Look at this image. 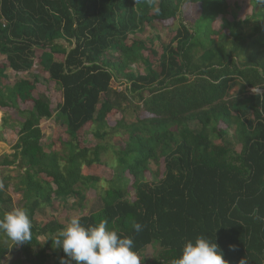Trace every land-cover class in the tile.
I'll use <instances>...</instances> for the list:
<instances>
[{
	"label": "trees",
	"instance_id": "obj_1",
	"mask_svg": "<svg viewBox=\"0 0 264 264\" xmlns=\"http://www.w3.org/2000/svg\"><path fill=\"white\" fill-rule=\"evenodd\" d=\"M253 3L241 19L240 6L229 0H0L6 59L0 63V142L6 129L17 135L12 152L0 155V169L18 167L13 189L33 223L30 241L0 242V264H61L65 254L54 241L64 225L53 217L38 223L36 214L99 180L82 167L101 164L107 147L82 144V130L103 139L106 128L115 133L119 127L127 140L116 151V179L129 184L133 197L125 185L110 186L98 209L79 216L82 224L106 219L133 238L139 253L157 242L158 256L149 264H173L185 241L198 235L214 239L229 264L242 258L264 264V9ZM152 21H177L159 54L150 41L129 39ZM138 63L145 72L131 68ZM34 66L60 91L54 109L38 91L42 77L31 73ZM234 82L240 90L230 95ZM134 98L144 116L111 126L108 118ZM52 116L68 137L44 145L40 121ZM151 161H162L160 178L157 172L146 178ZM2 176L0 215L14 207ZM134 221L141 232L133 230ZM14 250L19 256L9 262Z\"/></svg>",
	"mask_w": 264,
	"mask_h": 264
},
{
	"label": "rangeland",
	"instance_id": "obj_2",
	"mask_svg": "<svg viewBox=\"0 0 264 264\" xmlns=\"http://www.w3.org/2000/svg\"><path fill=\"white\" fill-rule=\"evenodd\" d=\"M229 4L239 5L240 9H235L237 14V18H244L245 15L251 12V7L249 4V0H229ZM197 7V6H196ZM193 9L194 11L196 10ZM184 9H189L191 11V7L188 4L185 5ZM194 16V13H193ZM189 19V13L187 10L185 11V20ZM220 23V19L216 20L215 27L218 26ZM177 27V21H174L172 24L168 26H163L155 21L152 23L144 26L141 32H137L136 34H131L129 39H142L145 41H150L154 47V49L158 52H161V47L166 44L170 38L174 35L175 29ZM246 27V26H244ZM146 53V52H144ZM36 54L39 55L40 51L36 50ZM57 59H61V56H55ZM153 60V58L151 57ZM155 60V59H154ZM0 63H6V59L4 55L0 54ZM155 63V62H154ZM155 65V64H154ZM131 68L138 73L145 72L144 65L142 63L132 64ZM7 73L9 74V81L10 83L13 82L15 76L10 68H7ZM31 73H37L42 77V84L38 86V91L40 93L46 94L51 100V108L54 109L56 105L61 101L60 91L54 83H49L43 80L47 76V73H43L40 66H34L31 69ZM21 75V74H20ZM112 86L118 90L122 89L123 85L119 84L118 82H113ZM240 90V83L234 82L231 84L229 88V94H238ZM36 91V92H38ZM139 103L137 98L132 100V103L128 104L124 102V106L122 112H116L112 116L108 118V122L111 126L114 125L116 120H121L123 118L125 123H132L135 122L137 116H140L142 112L137 110L136 105ZM12 111V110H10ZM141 116H144L141 115ZM189 126L191 128H198L199 125L194 122H189ZM235 126L229 131L228 137H231ZM40 128L43 132L42 143L46 145L47 143L52 141V139L56 138L57 136H61L63 138H67L68 136L62 131L63 125L56 121L54 117H50L48 119H42L40 121ZM10 130L8 134V141L12 142L16 138V129H7ZM109 132L103 139H98L94 137L91 131L83 129L79 134V141L87 146H92L96 143H104L107 147V150L101 156V160L103 161L101 164H92L90 167L83 166L82 173L85 175H94L98 177V181L95 183V187L91 186L89 189H85L82 192V195L70 196L67 197L65 200L62 201H53L54 207L50 205L45 206L43 208L42 213L36 214V220L38 223H42L45 220L51 219V217L56 218L61 224L65 225L67 220L73 215H82L86 214L89 211L96 210L101 205L100 195L108 189L110 186H126V189L129 191L128 197L132 198L134 191L129 186V184L125 183L124 179H116V175L119 174L118 164H117V152L120 151L124 147V142L127 140V133L124 131V128L119 127L115 133H111L109 128H106ZM236 151L240 150V144L234 146ZM117 151V152H116ZM150 172H145L146 178L148 180H152L153 172H157L156 176L158 178L161 177L162 172L164 171L163 163L160 161L158 164L151 161L149 163ZM1 174L3 175L4 181L9 184L8 191L10 192L11 196L13 197V204L15 206L19 205V199L21 197V193L15 192L13 189L14 183L17 181L15 176L17 175L18 167L11 166L9 168H2ZM118 170V171H117ZM122 177L131 178L130 175L125 172ZM129 183V182H128ZM91 185V184H90ZM40 242H43V237H39ZM0 242L10 243L12 242L9 240L3 233H0ZM157 242H152L148 245L145 249H143L139 254L143 258L142 264H149L151 260L158 256L159 246L156 244ZM158 248V249H157ZM49 251V250H48ZM19 256L17 250H14L8 254V261L12 262ZM8 264V262H7ZM23 264H27L23 262Z\"/></svg>",
	"mask_w": 264,
	"mask_h": 264
},
{
	"label": "clouds",
	"instance_id": "obj_3",
	"mask_svg": "<svg viewBox=\"0 0 264 264\" xmlns=\"http://www.w3.org/2000/svg\"><path fill=\"white\" fill-rule=\"evenodd\" d=\"M254 8L264 9V0H254ZM264 74V73H262ZM33 223L29 211L24 207L14 206L0 215V233L13 244L30 241ZM136 233L143 230V225L133 222ZM57 248H62L65 256L61 264H142L143 258L134 247L131 236L124 235L118 227L109 226L106 219L88 224L81 223L78 215L71 216L58 231L54 241ZM173 264H229L219 245L205 235H198L194 240L185 241L181 255ZM239 264H246L242 258Z\"/></svg>",
	"mask_w": 264,
	"mask_h": 264
},
{
	"label": "crops",
	"instance_id": "obj_4",
	"mask_svg": "<svg viewBox=\"0 0 264 264\" xmlns=\"http://www.w3.org/2000/svg\"><path fill=\"white\" fill-rule=\"evenodd\" d=\"M9 131L10 130H4L3 131V135H4V139H5V141L3 142H0V155L2 154V153H11L12 152V150H11V146L14 144V142L16 141V138H17V135H16V138H15V140L14 141H12V142H9L8 141V134H9ZM11 167V166H10ZM0 173H1V170H0ZM13 198V197H12ZM14 202V201H13ZM15 206V205H14ZM43 212V210L41 211V213Z\"/></svg>",
	"mask_w": 264,
	"mask_h": 264
}]
</instances>
